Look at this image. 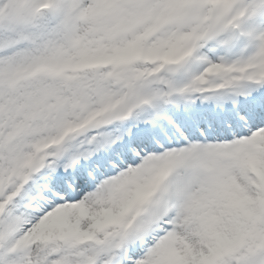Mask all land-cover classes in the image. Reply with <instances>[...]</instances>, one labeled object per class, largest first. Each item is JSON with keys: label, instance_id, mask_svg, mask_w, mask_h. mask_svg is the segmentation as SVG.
<instances>
[{"label": "snow or ice", "instance_id": "obj_1", "mask_svg": "<svg viewBox=\"0 0 264 264\" xmlns=\"http://www.w3.org/2000/svg\"><path fill=\"white\" fill-rule=\"evenodd\" d=\"M0 264H264V0H0Z\"/></svg>", "mask_w": 264, "mask_h": 264}]
</instances>
